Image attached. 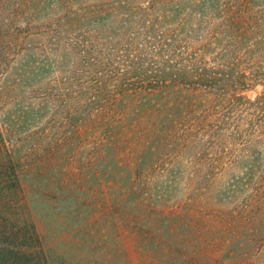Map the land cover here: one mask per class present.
Segmentation results:
<instances>
[{
    "label": "rangeland",
    "instance_id": "374dc122",
    "mask_svg": "<svg viewBox=\"0 0 264 264\" xmlns=\"http://www.w3.org/2000/svg\"><path fill=\"white\" fill-rule=\"evenodd\" d=\"M39 2L0 0L7 264H264V0Z\"/></svg>",
    "mask_w": 264,
    "mask_h": 264
},
{
    "label": "trees",
    "instance_id": "16d2710c",
    "mask_svg": "<svg viewBox=\"0 0 264 264\" xmlns=\"http://www.w3.org/2000/svg\"><path fill=\"white\" fill-rule=\"evenodd\" d=\"M45 1L46 0H40L39 4L44 3ZM57 1L59 3L63 2V0H57ZM86 18H88L86 15H79L78 13H71L70 18L67 19V21H66L68 24L65 27L66 32H64V33H66V35H69L70 33H71V35H73V34H76L78 32V33H81L80 35H83V36L86 33L88 34V30L89 29L86 26V24H88V23H86V21H87ZM63 19H64V17L60 18V22H63ZM128 26H129V24H125L124 28H127ZM95 31H96V34L99 35L100 32L97 31V30H95ZM65 39H66L65 40L66 44L68 45V49L76 48L77 46L80 45V41L79 40H76V41L74 40V42H72L73 40L71 38H65ZM89 43H90L88 45L89 50H93L95 48V45H93L91 42H89ZM203 75H205V74H202L198 79L199 80L205 79ZM205 76H207V75H205ZM223 76L228 78L229 76H231V74H228L226 72V74L224 73ZM236 99L243 100V97L242 96H238V97H236ZM0 155H3V156L5 155L8 158V160L10 161V165H9L10 167L16 166L14 163L11 162L13 160V157H11V152L8 150L4 140L0 141ZM144 162H145L144 156H140L139 159H138V163H137L139 166L136 169V172H137L138 176L141 175V173H142L141 171L146 170V169L150 170L148 166L144 167V164H145ZM254 167L255 166H251L250 165V166H247L246 168H244V174L246 176V179L250 178L251 176H253V174H254L253 170H255ZM12 177H13V179L15 181L17 180V175H16L15 172H13ZM262 178H263V182H264V174H263ZM258 195H261L262 198H264V187H262L259 190ZM177 225H179V224L177 223L176 226H174V228L177 227ZM147 227H149V225ZM15 232L16 233H14V235L16 237L19 236V239L24 242V246H25L26 252H27V253L25 252L24 255H30L31 257L33 255H35L36 258L40 259L41 256H42V252H39V251L38 252H34L33 251V248L35 247L34 245L36 243L37 237H36V234L34 233L32 225L29 222H25ZM152 247H153V249H155L157 246L155 244V245H152ZM4 249H5V251H7V252H9L11 254H14V255H15V253H17V252H13V249H11V250L9 249L8 250V248H4V247L0 248V264H7L8 263V262H6V255L3 253ZM174 251L175 250H174L173 247L167 246V247H165V249L161 250V254H157V257H158L157 259L161 260V262L170 261L171 258L174 259V255H175ZM205 252H207V251H205ZM179 256H181V259L184 260V262H187L189 260V257H187V256H182L180 254H179ZM191 257L194 258L193 255H191L190 258ZM195 257L197 258L198 256H195ZM12 264H13V262H12ZM14 264H16V263L14 262Z\"/></svg>",
    "mask_w": 264,
    "mask_h": 264
}]
</instances>
